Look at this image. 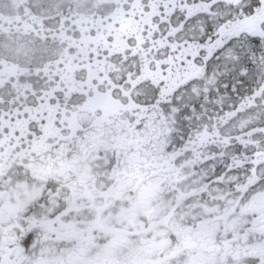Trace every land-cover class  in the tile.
I'll use <instances>...</instances> for the list:
<instances>
[{"label": "snow or ice", "instance_id": "obj_1", "mask_svg": "<svg viewBox=\"0 0 264 264\" xmlns=\"http://www.w3.org/2000/svg\"><path fill=\"white\" fill-rule=\"evenodd\" d=\"M0 264H264V0H0Z\"/></svg>", "mask_w": 264, "mask_h": 264}]
</instances>
